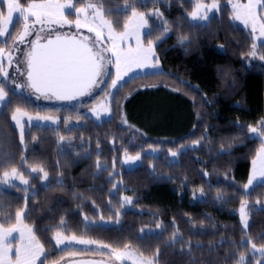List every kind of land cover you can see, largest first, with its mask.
<instances>
[{"label":"trees","instance_id":"1","mask_svg":"<svg viewBox=\"0 0 264 264\" xmlns=\"http://www.w3.org/2000/svg\"><path fill=\"white\" fill-rule=\"evenodd\" d=\"M226 1L205 27L189 17L194 0H148L146 7L137 0L138 11L159 8L163 14L149 19L159 28L152 27L145 38L162 39L156 48L160 69L127 80L121 88L128 99L120 95L115 102L126 99L125 114L128 109V119L139 122L144 145L126 139L114 115L98 123L85 117L83 101L70 103L66 112H80L75 115L83 121L70 127L29 125L21 146L11 126L12 104L1 107L0 126L10 144L0 143V167L12 157L29 184L13 183L10 206L2 203L0 192V207L16 213L27 201L24 223L38 229L45 259L68 251L55 246L59 231L117 250L127 245L145 257L156 256L159 249L156 264H225L230 253L234 258L227 264H236L241 253L245 264L257 263L247 240L264 245V208L255 204L264 198V182L250 194L243 185L261 144L248 136V127L264 116V42L255 57L249 55L251 34L234 23ZM132 2L103 0L106 19L122 27L131 14L125 6ZM165 26L170 34L163 39L159 29ZM181 37H187L183 44ZM156 140L169 141L161 145ZM148 145L161 151L143 153ZM126 153H140L142 159L127 168L122 163ZM33 166L42 167L47 180L42 172L32 173ZM242 201L247 202L246 229L235 212ZM174 234L176 242L168 246Z\"/></svg>","mask_w":264,"mask_h":264},{"label":"snow or ice","instance_id":"2","mask_svg":"<svg viewBox=\"0 0 264 264\" xmlns=\"http://www.w3.org/2000/svg\"><path fill=\"white\" fill-rule=\"evenodd\" d=\"M148 0L140 6L146 7ZM154 3H160L161 0H152ZM231 4V19L241 21L245 27L250 26L253 34L259 32V37L253 36L254 40L264 38V15L258 12V9H264V0H247V3H241L240 0H228ZM80 3L82 7H76ZM222 0H211V3H204L203 0H196L193 11L189 13L191 20L202 26H207L211 19L215 18V12L220 11ZM125 8L131 9V14L127 17L123 25V31H116L113 21L105 19L106 10L103 7V0L96 2H86V0H32L24 6L21 0H0V37L10 34V25H13L19 18H23V31L18 39L21 43L25 37L32 35L30 29L36 25L57 24L61 27L64 25H72L77 30L87 28L88 33L94 34V40L88 36L80 34L60 35L57 34L55 39H47L45 43H41L42 37L39 32L36 33V39L31 41V50L25 55L27 57L26 64V83H16L15 89L22 90L27 87L37 95V99H56L60 101H80L81 97H94L95 90L101 85L107 87L106 99L111 98L114 101L115 95L120 87L126 83L125 77L134 68L157 67L159 65V57L156 54V48L162 42L161 38L156 40L145 38L152 35V27L159 26L150 25L149 19L152 16L162 17L163 14L159 8L148 13L138 11L137 0H133L131 4H126ZM6 9V12H5ZM66 9H75L77 18L71 21L65 14ZM119 11V10H117ZM31 21V23H30ZM167 25V21H162ZM163 33V39L170 34L167 26L160 28ZM107 37V45L101 46L103 38ZM130 38L135 40V46L128 44ZM187 37H181L180 43L183 44ZM127 44V46H125ZM264 46V44H262ZM257 45H252L250 56H256ZM5 56V49L0 48V57ZM264 59V56L260 57ZM7 59L9 64L12 63L11 52L9 51ZM109 65L114 68L115 73L109 70ZM0 76L5 79L9 78V73L0 64ZM111 80L110 85L108 84ZM14 91V90H12ZM8 91L4 83L0 82V107L6 106L9 101ZM83 103V101H80ZM102 107L104 114H109L111 109ZM92 115L97 120L102 119L101 108L93 106L90 109ZM27 116L29 121L32 120H51V117L39 116L32 117L21 108H16L12 113V120L16 126L21 129V143L24 141L22 117ZM53 120V123H56ZM241 128L243 126H240ZM248 132L261 140V147L257 150L255 158L252 160L253 171L249 177L248 183L244 185L247 193L250 194L251 187H255L254 181L257 177H264V120L260 121L257 126L248 127ZM61 141L64 137H60ZM194 144L200 141H194ZM182 151V150H181ZM173 157L177 156V152H172ZM22 157V162H23ZM142 156L137 153L135 156L125 154L124 163H134L140 161ZM99 167V164L97 165ZM32 173L42 172V179L47 180L48 173L42 167L33 166ZM18 179L21 184L28 185L29 181L20 173L16 167H12L11 171H4L0 183L11 185L13 180ZM114 188L117 185H113ZM124 200L131 203L130 197H124ZM246 202H241L240 218L245 229L248 225V214L245 211ZM119 215V213H117ZM27 216V201L25 207L16 211V223L5 227V222H0V264H43L41 257L45 253V245L37 238L35 229L32 226L24 224ZM7 219H11L9 216ZM159 228L160 225H157ZM18 233V237L13 236ZM53 239L56 246L65 245V241H74L77 244L88 245L97 243L92 240L77 239L75 236L65 237L61 232H56ZM175 234L173 240L168 246L175 243ZM243 241L241 244L243 245ZM247 244L251 245V252L259 253L264 257V245L257 247L251 240H247ZM107 248L108 245H103ZM111 254L116 260L131 259L132 264H156L159 258V249L154 257H145L143 254L133 252L127 245L123 251L112 249ZM233 255L230 253L225 257V264ZM194 264V262H193ZM236 264H245V255L240 254ZM257 264H264V259L257 261Z\"/></svg>","mask_w":264,"mask_h":264},{"label":"rangeland","instance_id":"3","mask_svg":"<svg viewBox=\"0 0 264 264\" xmlns=\"http://www.w3.org/2000/svg\"><path fill=\"white\" fill-rule=\"evenodd\" d=\"M196 2V0H194ZM32 2V0L28 1L27 3ZM36 2H39V0H36ZM86 2H93L92 0H86ZM204 3H211V0H203ZM228 6L230 7L231 13H232V9H231V4H229L228 0L226 1ZM241 3H247V0H240ZM27 3H22L24 6L27 5ZM83 5L77 6V7H82ZM258 12L262 15H264V9H258ZM65 14L67 15V18L71 21H75V19L77 18L76 14H75V9H66L65 10ZM232 15V14H231ZM71 16V17H70ZM189 17L191 18V16L189 15ZM71 18V19H70ZM73 19V20H72ZM106 19V17H105ZM234 23L241 25L242 27H244L247 31L250 32V36L252 39V45L255 43L257 46L259 45V43L264 42V38L258 39V40H254L253 36L255 35L256 37H259V32L253 34L251 31V27H245V25L241 22V21H237V20H233ZM31 23V21H30ZM124 25V24H123ZM42 26H46L44 27V33H40L42 39L44 40L45 36L44 34L49 32L48 36H56L57 34L60 35H69V34H80V35H84V36H88L90 38H92L94 40V34L93 33H88L87 28H81L79 30H77L74 26V23L72 25H64V26H68V28H66L65 32L62 33H58L57 28L61 27L57 24H45ZM40 26V28L43 30V27ZM116 29V31L121 32L123 31V26L121 27L120 25L116 24L113 25ZM10 34H6L5 37H0V41L3 42V47L6 46H12L16 40H19L18 37L21 34V32L23 31V18H19L16 22H14L13 25H10ZM34 28V26L30 29V31H32V29ZM36 29V28H35ZM46 29V30H45ZM35 31V30H34ZM41 32V30H40ZM26 38V37H25ZM28 41V40H27ZM107 37L105 35V37L103 38L102 41V45L101 46H106L107 45ZM128 44H131L132 46H135V40L133 38H130L129 41L127 42ZM5 46V47H6ZM14 46V45H13ZM30 46V45H29ZM127 46V44L125 45ZM0 47V48H3ZM5 49V54L7 52L6 48ZM8 49V48H7ZM30 47L29 49H26L19 61V63L17 62L18 65L21 66L22 68V72L26 74V70H27V64H26V53L30 51ZM0 64L3 65L4 69L8 72V73H14L13 72V68L16 66L10 65L9 61H2V57H0ZM109 70L113 73H115L114 68H112L111 65L108 66ZM160 69V65H158L157 67L153 68V67H145V68H134L132 72L129 73L128 77H125V81L130 80V78L137 76L139 74H146V73H152V72H156ZM0 82L4 83L6 86V91H8V101L9 103H11L10 105L12 106V113L16 110V108H21L23 111L27 112L28 115L32 116V117H36L37 115L39 116H47V117H51V120H32L29 121L27 116L22 117L21 119V123L23 124V131H25V127L32 125V124H41V125H58V124H62L65 125V127H70L72 124H78V122L83 121L85 118L80 116V115H75V113H80V112H71L70 114H66V112H68L69 104H65V102H58V100L56 99H44L41 98L43 102L42 105H33L30 102H26L23 101L20 97H18L19 95L16 94V90L15 87H13L12 84L9 83V79H5L3 76H0ZM165 82V81H164ZM111 80L109 79L108 84L110 85ZM164 84V83H163ZM169 88H174L177 89V87H175L173 84H166ZM101 88V87H100ZM100 88L95 90L94 93V97H81L80 101H84V103L82 104L83 107L85 108L84 112V116L87 118H90L92 120H94L95 122H101L104 119H108L113 117L116 118V122L118 124V126H120L123 129V134L126 137V139H129L130 142L135 143L136 145L140 144V145H144L143 143H141L142 141L145 140V137L143 135H141L139 133V128L138 127V123H136L135 121H131L128 119V109H126V114H125V100L128 99V94L126 93V96L124 94V91L122 90V88L120 87L118 90V93L115 95L114 101L111 98L106 99V91H107V87L104 85L103 90L100 91ZM14 90V91H12ZM123 96L124 98H127L118 103H116V99L117 97L119 98V100L121 99V97ZM60 103V104H58ZM96 106L98 108H101V112H102V119L97 120L96 117L94 115H92V113L90 112V109ZM108 107L111 109V112L109 114H104L102 111V107ZM69 107V108H68ZM82 108V109H84ZM175 109V112H179L176 111L178 110V107H173ZM1 109V107H0ZM73 109V108H72ZM79 110V109H78ZM12 117V114H11ZM53 120H56V123H53ZM264 120V116L263 118L260 120L262 121ZM11 126L14 127L15 129V133L18 134L19 137V143L22 146L21 143V139H20V132L21 129L19 127L16 126L15 121L12 120L11 118ZM257 126V125H255ZM252 126V127H255ZM141 131V130H140ZM6 131L4 130V127L0 126V143H5L8 142L10 144V138L6 137ZM248 136L251 138H255V136L251 135L248 132ZM144 139V140H143ZM260 140V139H259ZM12 141V139H11ZM169 141V140H168ZM166 140H156L153 141L155 144H161V145H165L167 144ZM261 141V140H260ZM14 143L15 142H11V145H13L12 147H14ZM149 144V143H148ZM151 144V143H150ZM191 146H195V145H191ZM191 146L189 145V148H191ZM154 147V148H153ZM158 146L156 145H148L144 148V150H142L143 153H147V152H152V153H157L160 152L161 149L157 148ZM261 147V144H260ZM259 147V148H260ZM15 148V147H14ZM258 148V149H259ZM9 151V150H8ZM15 153L18 154L19 152L15 149ZM170 155L172 152H168ZM257 153V152H256ZM132 156V155H131ZM256 156V154H255ZM255 156L252 158V160L255 158ZM6 157V156H5ZM124 159H125V155L122 157V163L125 167L130 168L133 167L134 165H136L137 163H139L140 161L134 162V163H129V164H125L124 163ZM252 160L250 162V166H249V172H248V178L245 181L244 185L248 183L249 177L252 174L253 171V164H252ZM13 163L14 160L11 157V160L9 161V164H7V166H2V171H0V178H2V174L4 171H11V168L13 167ZM5 167V168H4ZM18 169V168H17ZM264 182V177H257L256 181H254V185L259 184V183H263ZM13 183H18L20 185H24L21 184L20 181L18 179L13 180L11 185H7V184H2L0 183V192L2 197V203L5 206H10L12 204V197H11V187L13 185ZM243 185V189L245 190ZM26 186V185H25ZM252 188V186H250ZM246 191V190H245ZM256 206L258 207H263L264 208V198L262 201H257ZM240 208H241V204L238 206V208H236L235 212L237 213L240 223H241V218H240ZM245 211L247 212V202H246V206H245ZM15 214L16 213H11L9 211H5L2 207H0V222H5L4 226L5 227H9L12 224L16 223L15 220ZM248 214V213H247ZM11 217V219H7L8 217ZM25 224V223H24ZM248 224H249V216H248ZM241 226L243 229H245L244 225L241 223ZM55 235V234H54ZM63 235V234H62ZM13 236L18 237V233H13ZM65 237H71L74 235H63ZM54 237V236H53ZM77 239H85V240H89L87 238L84 237H79V236H75ZM54 243L55 240L53 239ZM56 246V243H55ZM56 248L59 251H66L64 253H62L59 257H56L55 259H45L44 255L41 257V260L43 261V264H59L60 262L70 259V258H76V257H82V256H90V257H97V258H102L104 260H108L111 261L115 264H132V260L131 259H125V260H116L114 258V256L111 254V250L113 248L111 247H103V245L98 244V243H94V244H88V245H82V244H77L74 241L70 242V241H65V245H60L59 247L56 246ZM124 249H120V251H123ZM134 252V251H133ZM252 253V252H251ZM254 258L253 259H264V257H261L259 253H254ZM37 264H40V262L38 261ZM257 264V263H256Z\"/></svg>","mask_w":264,"mask_h":264},{"label":"flooded vegetation","instance_id":"4","mask_svg":"<svg viewBox=\"0 0 264 264\" xmlns=\"http://www.w3.org/2000/svg\"><path fill=\"white\" fill-rule=\"evenodd\" d=\"M49 25V24H48ZM40 26L42 25H39V24H36L34 25V28L32 29V35L30 36H27L24 40H26V46H24V42L21 43L19 40H16L15 43L12 45V46H9L8 49L6 48L7 52L5 54L4 57H2V61L4 59V62L5 61H9L7 59V56H8V53L9 51L11 52V57H12V63L10 65H13V66H16L13 68V72L14 73H9V83L13 85V87H15V84L16 83H26V74L22 72V68L20 65L17 64V62L19 63L24 51L26 49H29V47L31 48V41L36 39V36H34V33L36 32H40L41 30V33H44V27L46 26H42L43 27V30L40 28ZM36 28V29H35ZM66 28H68V26H63V27H58L57 30H58V33H62V32H65ZM23 30V29H22ZM35 30V31H34ZM46 30V29H45ZM49 32L45 33L44 34V40H41L40 42H45L48 38H52L54 36H48ZM69 35H72V34H69ZM56 37V36H55ZM28 40V41H27ZM30 45V46H29ZM28 46V47H27ZM31 50V49H30ZM104 86V85H103ZM16 94H18L23 101H26V102H30L32 103L33 105H42L44 101H42V99H37V95L39 94H36V93H33L30 89H28L27 87H25L23 90H22V94H21V90L20 89H17L16 90ZM58 102H65V104H70V103H76V102H80V101H60L58 100ZM60 104V103H58Z\"/></svg>","mask_w":264,"mask_h":264},{"label":"water","instance_id":"5","mask_svg":"<svg viewBox=\"0 0 264 264\" xmlns=\"http://www.w3.org/2000/svg\"><path fill=\"white\" fill-rule=\"evenodd\" d=\"M51 39H55V37ZM45 42H42V43H45ZM59 264H115V263L108 261V260H104L102 258L82 256V257H76V258H70V259L64 260L60 262Z\"/></svg>","mask_w":264,"mask_h":264}]
</instances>
